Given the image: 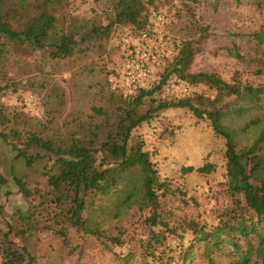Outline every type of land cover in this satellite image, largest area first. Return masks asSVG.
<instances>
[{
	"label": "rangeland",
	"instance_id": "rangeland-1",
	"mask_svg": "<svg viewBox=\"0 0 264 264\" xmlns=\"http://www.w3.org/2000/svg\"><path fill=\"white\" fill-rule=\"evenodd\" d=\"M107 5L108 0H101V3L95 1L74 14L71 8H66L65 0H61L52 12L59 20L58 28H65L79 36V33L88 31L92 24L108 22ZM149 8L151 12L156 9L168 12V27L152 21L156 28L169 32L171 38L177 37L183 43L198 36L193 34L197 32L193 27L195 25L187 16L181 0H155ZM261 8L256 0H200L195 6V20L207 27L208 37L204 42L191 39L196 42L191 43L189 51L185 52L190 58L185 69L194 73L214 72L227 82L241 87L264 86V48L257 47L250 35L264 23V11ZM63 10L70 12L71 18L64 20ZM119 28H114L109 38H101V49L94 48L96 42L91 40V49L82 52L81 57L60 62L52 60L44 49H38L32 55L14 56L11 50H7L13 47V43L0 34V84H8L0 93V100L8 106L22 108L29 116H43L45 109L55 105L51 101L45 107L43 95L46 89L38 83L41 79L39 67L45 65L51 68L50 71L46 70L50 77L44 78L47 85L60 84L72 90L67 103L58 106L59 110L54 114L55 121L62 124L64 119L67 122L78 114L82 117L79 121L87 120L86 111H90L91 102L85 93L82 94L80 85L95 83L99 78H104L106 68H113L110 64L119 56L116 42L124 34ZM4 48L7 51L5 54L2 52ZM181 48L174 52H180ZM236 53L241 54L242 58H238ZM16 57L21 60H16ZM171 57L157 67L159 78L161 75L166 78L165 88L168 81L179 79L172 71L175 58ZM91 66L95 67V74L80 73L77 80L76 77L67 80L74 74L71 72L86 71ZM196 90L197 93H194L192 89L193 93L191 91L192 95L188 97L197 106L212 110L207 96L213 90L204 84H199ZM29 93L36 97V112L29 111L22 104L21 99ZM200 94L203 95L199 98ZM262 96L264 105V91ZM172 97L176 95L170 93L169 98ZM235 97L222 96L220 102L231 100L234 109L249 107V100ZM69 111L71 114L68 116ZM255 117H264V108L253 110L251 107L241 115L232 114L229 123L237 127ZM76 127L63 128L59 135L64 138L62 135L67 136L66 132ZM258 132V127L243 132L237 148L251 145ZM49 134H53V131ZM130 143H142L143 149L151 153L160 180L166 183L164 188L158 190L162 212L158 223L154 224L148 218L149 207L141 208L140 204H136L127 210H119L118 197L114 194L89 196L94 203L87 209L86 215L90 217L92 226L94 223L99 225L98 233L84 232L69 223H62L60 214L63 206L55 200L56 195L49 183V174L56 171L52 166L55 156L50 153V158H38L34 165L27 166L25 157L18 156L19 149L25 148L24 144L14 143L10 139L0 147V174L6 180L0 183V227L4 230H8L9 226L14 228L11 238L18 246L27 248L35 258L34 264H124L127 255H130L133 264H142L144 259L150 260L143 255L144 247L150 243L158 250L159 245L154 243L153 236L154 233L159 234L160 230L164 231L165 227L176 231L173 235L165 231V243L174 248L167 255L171 254L167 264H177L182 246L188 252H193L192 261H187V264H209L201 254V242L193 239L194 235L187 228V223L218 224L222 217L226 218L235 210L236 202L244 200L243 194L231 187L225 137L214 131L206 116L199 118L189 108H168L134 130ZM257 153L264 157V142ZM204 164H211L209 172L197 169ZM188 166H193L194 170L188 171ZM14 176L21 178L28 193L20 190ZM251 180L255 182L253 178ZM237 258L235 255L215 257L219 264H235Z\"/></svg>",
	"mask_w": 264,
	"mask_h": 264
},
{
	"label": "trees",
	"instance_id": "trees-1",
	"mask_svg": "<svg viewBox=\"0 0 264 264\" xmlns=\"http://www.w3.org/2000/svg\"><path fill=\"white\" fill-rule=\"evenodd\" d=\"M95 1L101 3V0H65V6L76 14ZM108 1V22L92 24L88 31L77 36L65 28L57 27L59 20L52 9L61 0H0V34L13 43V47L7 50H11L14 56L32 55L38 49H44L52 60L60 62L67 58L81 57L82 52L91 49V40L96 42L94 48L101 49V38H109L112 30L119 28L117 26H120L119 31L128 33L145 30L154 25L149 5L155 0ZM181 1L191 23L195 25L193 27L197 32L193 34H198V38L191 39L204 42L208 37L207 27L195 20V6L200 0ZM256 3L264 11V0H256ZM156 11L164 14V25L168 27V12L164 9ZM67 17L71 18V13L64 11L63 19ZM250 35L255 39L257 47L264 48V23ZM119 39L116 46L121 55ZM171 39L176 43V51L182 47L180 52H175L171 57L175 58L172 71H175L179 80L191 86L194 93H197L199 84L207 85L213 90L207 96L213 106L212 110L194 104L188 97L193 91L183 98L163 97L166 78L162 75L157 84L143 88L134 95L123 96L110 88L109 77L113 68L109 67L105 69L104 78H99L95 83L80 85L82 94L85 93V97L91 102L90 111H86L88 119L79 121L82 117L78 114L67 122L64 119L61 124L55 121L54 114L59 110V105L67 103L72 90H68L65 85H47L44 78L50 77L46 70L50 71L51 68L40 65L41 79L38 83L46 89L43 95L44 105L46 107L51 101L55 105L45 109L43 116L38 118L29 116L20 107L8 106L0 100V147L10 139L14 143L24 144L25 148L19 149L18 156L25 157L27 166L34 165L38 158H50L51 154L55 156L52 166L56 171L49 174V183L56 195L55 200L63 206L60 214L62 223H69L84 232L98 233L99 225L94 223L92 226L90 217L86 215L87 209L94 203L89 196L114 194L118 197L119 210H127L136 204H140L141 208L149 207L148 218L156 224L162 214L158 190L164 188L166 183L160 180L157 168L151 160V153L143 149L142 143L131 144L130 141L134 130L160 111L168 108H189L199 118L206 116L214 131L225 137L227 172L231 187L242 193L244 200L236 202L235 210L226 218L222 217L218 224L189 221L187 228L194 235L193 239L201 242V254L207 258L209 264H219L215 259L218 255L237 256L235 264H264V157L257 153L264 142V117L251 118L237 127L229 123L232 114L241 115L251 107L253 110L264 108V86L241 87L227 82L214 72H188L185 68L190 58L185 52L196 41L189 38L182 43L174 36ZM234 48L237 50V45ZM4 50L5 48L2 52L7 53ZM236 56L242 58L239 53ZM16 60L21 59L16 57ZM119 61L120 56L110 65L114 67ZM95 72V67L91 66L86 71L71 72L74 74L67 80L75 77L77 80L80 73L91 75ZM10 83L14 85V82ZM7 85L0 84V93ZM222 96L247 99L249 107L239 106L234 109L235 105L231 100L220 102ZM70 114L71 111L67 113L68 116ZM73 125L77 127L72 131L68 130L67 136L62 135L64 138H61L59 131ZM252 127L259 128L252 144L238 149L243 132ZM51 130L53 134H49ZM211 168V164H204L197 169L209 172ZM186 169L192 171L194 167L188 166ZM14 179L23 193L29 192L21 178L14 176ZM5 181L0 174V183ZM164 229L153 236L154 243L159 245L158 250L150 243L144 247L143 255L150 260L144 259L142 264L169 262L171 254L167 255L174 248L165 243V231L171 235L176 234V231L169 227ZM13 230L12 226L8 230L0 227V264H34L35 258L29 254L27 248L18 246L11 238ZM182 248L176 260L177 264H187L193 258V252H188L185 246ZM125 257L124 264H133L130 255Z\"/></svg>",
	"mask_w": 264,
	"mask_h": 264
},
{
	"label": "built area",
	"instance_id": "built-area-1",
	"mask_svg": "<svg viewBox=\"0 0 264 264\" xmlns=\"http://www.w3.org/2000/svg\"><path fill=\"white\" fill-rule=\"evenodd\" d=\"M151 16L156 24H165L163 13L153 10ZM118 43L122 46L120 61L113 67L109 84L112 90L123 96L134 95L143 88L157 84L160 79L157 67L175 53L173 40L154 25L145 30L124 33ZM166 87L163 97H169L170 93L176 97L187 96L192 91L191 86L179 79L168 81ZM21 101L29 111H37L34 94H27Z\"/></svg>",
	"mask_w": 264,
	"mask_h": 264
},
{
	"label": "bare ground",
	"instance_id": "bare-ground-1",
	"mask_svg": "<svg viewBox=\"0 0 264 264\" xmlns=\"http://www.w3.org/2000/svg\"><path fill=\"white\" fill-rule=\"evenodd\" d=\"M119 205V204H118Z\"/></svg>",
	"mask_w": 264,
	"mask_h": 264
}]
</instances>
